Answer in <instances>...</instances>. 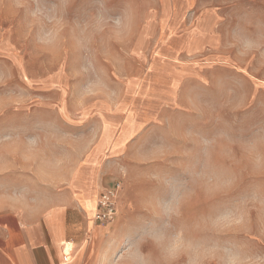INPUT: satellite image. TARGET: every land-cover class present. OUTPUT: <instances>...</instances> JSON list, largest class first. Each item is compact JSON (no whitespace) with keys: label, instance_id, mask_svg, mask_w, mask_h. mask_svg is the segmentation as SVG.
I'll return each instance as SVG.
<instances>
[{"label":"rangeland","instance_id":"1","mask_svg":"<svg viewBox=\"0 0 264 264\" xmlns=\"http://www.w3.org/2000/svg\"><path fill=\"white\" fill-rule=\"evenodd\" d=\"M226 1L246 57L212 65L125 143L98 264H264V0ZM143 2L161 1L0 0V167H72L82 139L109 132L102 110L145 68L131 53ZM241 21L262 24L261 46Z\"/></svg>","mask_w":264,"mask_h":264},{"label":"crops","instance_id":"2","mask_svg":"<svg viewBox=\"0 0 264 264\" xmlns=\"http://www.w3.org/2000/svg\"><path fill=\"white\" fill-rule=\"evenodd\" d=\"M160 1L143 2L135 12L141 21L131 53L145 68L115 106L102 110L109 117L100 126L109 132L90 143L82 139L72 167L27 159L0 167V264H98L113 226L94 222L96 200L119 179L125 143L167 110L183 108L185 87L207 82L212 65L246 57L231 47L228 1ZM253 26L247 28L258 30L254 39L261 46L262 24Z\"/></svg>","mask_w":264,"mask_h":264},{"label":"built area","instance_id":"3","mask_svg":"<svg viewBox=\"0 0 264 264\" xmlns=\"http://www.w3.org/2000/svg\"><path fill=\"white\" fill-rule=\"evenodd\" d=\"M121 190L119 182L100 192L96 200L93 220L98 225L113 223L118 215V194Z\"/></svg>","mask_w":264,"mask_h":264},{"label":"clouds","instance_id":"4","mask_svg":"<svg viewBox=\"0 0 264 264\" xmlns=\"http://www.w3.org/2000/svg\"><path fill=\"white\" fill-rule=\"evenodd\" d=\"M116 22H117V23H120V19H119V18H117V19H116Z\"/></svg>","mask_w":264,"mask_h":264},{"label":"bare ground","instance_id":"5","mask_svg":"<svg viewBox=\"0 0 264 264\" xmlns=\"http://www.w3.org/2000/svg\"><path fill=\"white\" fill-rule=\"evenodd\" d=\"M80 185V184H79ZM86 185V184H85ZM76 189V188H75Z\"/></svg>","mask_w":264,"mask_h":264}]
</instances>
